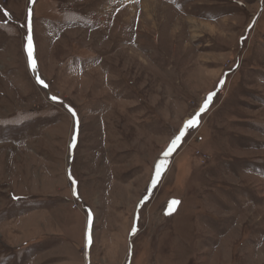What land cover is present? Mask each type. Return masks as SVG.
<instances>
[{
  "label": "rangeland",
  "instance_id": "374dc122",
  "mask_svg": "<svg viewBox=\"0 0 264 264\" xmlns=\"http://www.w3.org/2000/svg\"><path fill=\"white\" fill-rule=\"evenodd\" d=\"M0 264H264V0H0Z\"/></svg>",
  "mask_w": 264,
  "mask_h": 264
},
{
  "label": "snow or ice",
  "instance_id": "6c2138e0",
  "mask_svg": "<svg viewBox=\"0 0 264 264\" xmlns=\"http://www.w3.org/2000/svg\"><path fill=\"white\" fill-rule=\"evenodd\" d=\"M34 2V0H33ZM29 19H28V25H27V29H28V35H27V53H28V62L30 64V66L32 67L33 71H36V66H37V62L36 59L34 58V42H33V36H32V22H31V11H29L28 13ZM37 83L44 85L45 87H47L48 85L45 84V82L39 77V75H37L36 77ZM214 95V94H213ZM53 100L57 99L56 97H52ZM211 100V95L208 97V100L205 102L204 107H202L200 109V112H203L207 106L208 103ZM71 111V110H70ZM200 113H197L192 119H190L187 124H186V128L192 127L194 125H196L198 123V117H199ZM73 115H75V113L73 112ZM185 132L181 131L179 133V135H176L175 138L171 141V146L168 148L167 151H165L163 153L165 160H161L156 166H155V176L156 179H159V177L161 176V172L165 167V164L167 163V157L172 153V151H174V149L176 148V146L178 145L179 141L182 139V137L184 136ZM155 182V181H154ZM173 204H177L179 203L178 201H173ZM88 240V244H91V235L89 234L87 237Z\"/></svg>",
  "mask_w": 264,
  "mask_h": 264
}]
</instances>
